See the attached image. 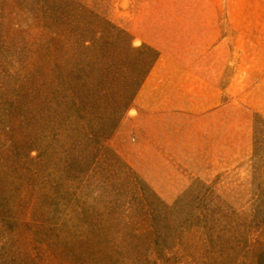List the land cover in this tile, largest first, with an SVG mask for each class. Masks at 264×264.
<instances>
[{"label": "rangeland", "instance_id": "obj_1", "mask_svg": "<svg viewBox=\"0 0 264 264\" xmlns=\"http://www.w3.org/2000/svg\"><path fill=\"white\" fill-rule=\"evenodd\" d=\"M54 5L56 20L47 28L15 0H0L1 39L6 47L15 45L1 58L0 89L7 85L10 98L13 83L18 87L44 65L46 47L50 62L70 65L84 66L94 54L93 68L83 67L77 85L87 82L101 93L93 100L100 105L96 125L113 108L119 119L101 155L108 160L97 158L80 183L66 175L71 169L82 172L73 159L86 153L83 132L69 139L63 131L54 143L53 164L44 155L49 137L43 132V155L32 170L29 158L36 152L28 155V141L14 121V138L0 140V264H135L130 258L100 263L98 252L111 253V245L90 249L75 243V236L80 230L114 236L158 229L165 206L176 212L183 206L174 205L178 199L186 202L206 187L235 209L263 214L264 0H55ZM188 34L203 40L195 52L166 51L158 61L154 43ZM92 41L91 53L85 47ZM103 123L111 126L113 120ZM43 183L50 194L68 187L72 211L53 214L51 201L41 198ZM75 212L90 224L74 228ZM54 215L64 217L67 227Z\"/></svg>", "mask_w": 264, "mask_h": 264}, {"label": "trees", "instance_id": "obj_2", "mask_svg": "<svg viewBox=\"0 0 264 264\" xmlns=\"http://www.w3.org/2000/svg\"><path fill=\"white\" fill-rule=\"evenodd\" d=\"M15 3L38 17L47 28L56 20L55 0H15ZM95 17L99 16L95 14ZM8 46H5L0 34V71L4 68V61L1 59L4 51L8 48L10 51L15 45L11 43ZM85 48L91 53L95 51V41ZM49 51L50 46L44 48L42 62L45 66H36L28 74L27 80L18 87H15V83L10 86V98L6 93L7 85L5 90L0 89V140L2 137L11 140L14 138V121L17 120L29 144L28 155L31 151L36 152L35 156L29 158L31 169L34 170L39 167V158L43 155L40 152V135L43 132H47L49 137L48 144L44 147V155L50 158L52 164L56 155L54 143L62 137L63 131L68 132L69 135L66 136H69V139L75 138L74 133L83 132L86 153L82 160L77 157L73 159L75 164H79V168H83L82 172L73 173L71 169L66 175L72 182L80 183L97 158L102 163L108 160L103 159L101 155L108 152L106 142L119 117L117 110L113 108L111 114L108 117H100L101 122L96 125L94 117H98L100 105L93 100H99L101 93L96 87L91 88L92 85L87 82L80 87L77 85V80L86 70L83 67H88L89 70L93 68V57H96L94 54L87 59L84 66H80L70 65L67 60L50 62ZM153 51L154 62L158 53ZM148 70L141 72V80L146 77ZM2 83L0 81V84ZM138 88L139 86L133 89L131 99ZM105 121H111L112 125L104 124ZM43 184L40 190L41 198L51 201L53 214H61L66 208L72 211L73 204L70 203V197H67L70 196L68 187L64 193L57 190L50 194L46 190V183ZM191 191L193 189L190 187L187 193ZM177 201L174 205L183 206L176 212L172 207L165 206L161 218L158 215V229L114 236L80 230L74 241L88 245L90 249L103 244L111 245V253L98 252L100 254L95 260L100 263L111 260L122 262L130 258L135 264H264V212L260 215L258 210L235 209L220 195H215L210 187H206L199 196L190 194L186 202H181V199ZM75 213V223L72 225L74 228L90 224L82 213ZM54 217L62 220L61 227H67L64 217Z\"/></svg>", "mask_w": 264, "mask_h": 264}, {"label": "crops", "instance_id": "obj_3", "mask_svg": "<svg viewBox=\"0 0 264 264\" xmlns=\"http://www.w3.org/2000/svg\"><path fill=\"white\" fill-rule=\"evenodd\" d=\"M182 39L179 40H169L168 43L166 40H159V43H154V46L159 50L160 55H159V59L163 60L166 56H167V52H174V51H183L184 53H188V52H195L198 48V45L196 44V42L199 41H203L201 39V37H197V35H185L183 37H181ZM150 42H152V40H149ZM157 42V41H156ZM153 43V42H152Z\"/></svg>", "mask_w": 264, "mask_h": 264}]
</instances>
